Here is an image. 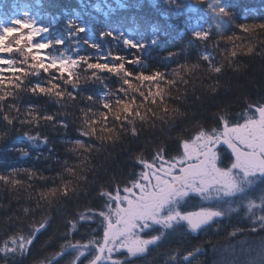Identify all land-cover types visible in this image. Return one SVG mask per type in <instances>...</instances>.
<instances>
[{
    "label": "snow or ice",
    "instance_id": "snow-or-ice-1",
    "mask_svg": "<svg viewBox=\"0 0 264 264\" xmlns=\"http://www.w3.org/2000/svg\"><path fill=\"white\" fill-rule=\"evenodd\" d=\"M164 3L186 41L159 60L154 24L145 38L115 22L102 47L78 16L45 23L44 0L0 11V144L27 164L0 161V264H140L159 249L204 264L209 248L213 264H264V89L234 78L264 62V18L221 6L222 28L189 15L208 0ZM221 232L248 239L221 248Z\"/></svg>",
    "mask_w": 264,
    "mask_h": 264
},
{
    "label": "trees",
    "instance_id": "trees-1",
    "mask_svg": "<svg viewBox=\"0 0 264 264\" xmlns=\"http://www.w3.org/2000/svg\"><path fill=\"white\" fill-rule=\"evenodd\" d=\"M9 0H0V11L7 10ZM126 5V8H121L120 5ZM208 4L211 6L205 12L203 8L199 9L198 13H192L193 17L196 15H205L209 18V21H215L222 28H228L229 21L226 17H223L218 13V9L221 6H227L235 12L236 18L239 20L241 17H247L249 19H261L264 18V0H208ZM36 4L33 3L31 10L36 11ZM181 9L172 8L164 3V0H44V7L40 9L43 15L44 22L47 23L53 18H58L57 31L64 30V20L66 17L78 16L82 23L88 25V31L81 34V41L85 39L93 40L102 47L108 46L107 40H100L98 32L103 28L110 27L113 23L120 21L121 27L128 28L135 31L139 29L137 35L143 34L145 38L153 35L149 30V25L154 24L159 31H167L168 37L161 41V43L152 48L151 51H146V55L153 59L159 60V57L163 56L170 48L179 46L178 37H184L182 21L185 19V15H182ZM44 13H50V15H44ZM187 14V13H186ZM178 17V19H177ZM172 25H180V27H171ZM61 27V29H60ZM66 38V37H65ZM67 41V38H66ZM70 43V42H68ZM81 50H86L87 45L81 43ZM158 53V55H157ZM260 60L251 62L247 71L239 76L234 77L239 79L241 86L248 89L253 96L260 93V89H264V68L261 67ZM243 95V92H241ZM237 108L242 106L240 101H237ZM12 144L9 140L4 144H0V161L11 163L15 166H27V164H20L13 157L12 153L6 151V149ZM39 166V165H38ZM11 197L7 192L0 193V224L3 223V218L8 214L9 201ZM194 203V202H193ZM15 207V203L12 204ZM46 239L41 238V242ZM218 247L224 248L231 245L238 251V242L242 243L244 238H237V241H229L225 239L224 233L221 232L219 236H214ZM163 249L153 250L144 257L140 264H163ZM204 264H213L214 256L209 248L208 254L200 258ZM8 264H29L27 259H10Z\"/></svg>",
    "mask_w": 264,
    "mask_h": 264
}]
</instances>
